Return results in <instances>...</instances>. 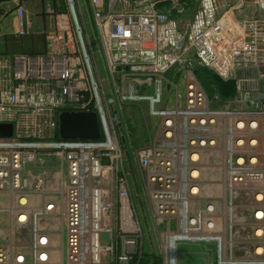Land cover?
<instances>
[{
	"label": "built area",
	"instance_id": "2783aa9c",
	"mask_svg": "<svg viewBox=\"0 0 264 264\" xmlns=\"http://www.w3.org/2000/svg\"><path fill=\"white\" fill-rule=\"evenodd\" d=\"M87 1L95 23L89 53L23 54L0 64V124L13 127L0 134V213L28 229L25 242L0 230V264H48V216L60 205L66 264H178L185 242L213 243L208 264H264V98L242 92V108L214 110L191 80L184 105L179 93L174 105H159L174 87L164 75L171 64L156 60L169 52L174 64L191 51L224 77L259 67L264 84V0ZM141 99L158 135L134 146L124 110ZM63 110L95 111L102 138H61ZM220 140L222 192L202 194L203 150ZM48 163L58 166L51 175ZM53 194L61 201L45 197ZM239 208L251 211L249 239L235 235ZM144 217L161 233V260L144 253Z\"/></svg>",
	"mask_w": 264,
	"mask_h": 264
},
{
	"label": "rangeland",
	"instance_id": "374dc122",
	"mask_svg": "<svg viewBox=\"0 0 264 264\" xmlns=\"http://www.w3.org/2000/svg\"><path fill=\"white\" fill-rule=\"evenodd\" d=\"M71 1V0H70ZM75 1V9L73 8V14L71 15V28H72V39L73 44L77 49L83 50L85 49L89 53V37L88 33L91 36L92 39V31L95 30V23L93 20V17L90 16V19L83 20L81 14H80V0L79 2L77 0ZM84 5V10L86 12V1L82 0ZM72 3V2H71ZM78 15V20L74 17V14ZM92 13V12H91ZM75 14V15H76ZM180 21H178L179 23ZM181 23V22H180ZM94 26V28H92ZM89 31V32H88ZM88 32V33H87ZM188 35L186 36L185 40H188ZM165 59L166 64H171L168 67H166V70L164 72V75L167 79L171 81L173 84V90L169 91L167 94L164 95V100L159 105H174L177 103V94H180L179 97V104L184 105L185 104V94L188 88V83L193 80L196 82V84L200 87V90L203 92H206L210 96V104L209 107L214 110H223V109H238L242 108L247 102L244 98H240L242 92H247V96L252 95H258L261 98H264V84L263 80L260 76V69L256 66H248L245 68H237L235 72L230 74L227 77H224L221 75L217 70L208 68L206 66H203L199 64L197 61L195 54L191 51H185L184 53H181L179 55H176L178 59L174 64L170 63V60L174 58V56L171 53H164L161 55L156 54V60ZM143 62V61H141ZM148 62V61H146ZM100 66L103 67V64L101 60L99 61ZM221 79L226 82L233 83V87H227V89L221 90L217 87V83L215 81H212V78ZM243 80H245L243 84ZM241 85V86H240ZM141 92H151L150 89L144 88L141 89ZM219 96V97H217ZM150 113V105L149 101L146 99H141L137 103H131L127 104L125 110H124V117L127 120V126L130 129V132L128 135L131 137L132 142L134 143V146H144L148 143V136H154V138H157L158 131L156 128V125L158 123V119L155 116L149 115ZM222 141L220 140L218 146L216 148H205L203 150L204 157L202 159V164H204L207 167L204 171H209L213 174L210 180L206 183L202 184L204 185V190L207 191V188L214 187L217 190H220V193L222 191L220 184L224 182L225 180V172L223 168V162L221 159L222 155V148H221ZM58 166H54L52 163H48L47 165V173L48 175L53 174V168ZM206 179V178H205ZM52 186L56 188L58 186L57 180H51ZM213 192V191H212ZM216 191H214L215 193ZM218 193V194H220ZM243 201L251 202L253 200V196L250 194V192H245L243 195ZM46 198H55L59 202L61 201V197L59 194H53V195H46ZM43 198V197H41ZM34 201H39V198ZM137 204L139 207L143 205L140 197L137 199ZM7 204V202L4 201V198L1 199L0 205ZM60 208L56 211L54 215L48 216V223L49 227L52 230L51 236H52V243L54 239H59V248L61 250L60 252V258L54 259V255L50 258V261L48 264H66V244H65V228L64 222H63V209ZM142 209V206H141ZM247 209L245 208H239L237 211L236 216L233 217L234 220H240L243 224L244 222H248L249 219H246L247 216ZM143 210V209H142ZM8 212L0 213V230L5 231V234H9L12 236V239L15 242H25L27 239V232L28 229L26 228H17L11 223L9 224L7 221L11 220V217H9ZM142 215H145L142 212ZM225 221V219H224ZM58 224V225H57ZM242 224V226H243ZM250 227V224H249ZM242 228V227H241ZM144 253H148L152 255V259L156 258L158 260H161L162 256V250L163 245L161 244V233L159 231H156L152 224H150V221L147 217H144ZM235 230H241V229H235ZM251 230V229H250ZM251 232V231H250ZM244 235L243 233H238L237 235ZM2 237V235L0 236ZM245 239H249V236H242ZM249 243V242H248ZM245 246H250V243ZM215 246L213 243L208 244H197V243H181L178 247V264H208V255L205 250L212 249ZM252 249V248H251ZM63 251V252H62ZM157 255L156 256H154ZM206 258L205 260H202L203 257ZM202 257V258H201ZM145 262V261H144ZM146 264V263H145Z\"/></svg>",
	"mask_w": 264,
	"mask_h": 264
},
{
	"label": "crops",
	"instance_id": "0c3cea01",
	"mask_svg": "<svg viewBox=\"0 0 264 264\" xmlns=\"http://www.w3.org/2000/svg\"><path fill=\"white\" fill-rule=\"evenodd\" d=\"M85 1L86 12L80 0V14L89 19L92 10ZM71 2L0 0V64H9L16 55L75 50L69 33L73 14ZM58 25L65 30L64 37L56 35Z\"/></svg>",
	"mask_w": 264,
	"mask_h": 264
},
{
	"label": "water",
	"instance_id": "95a60500",
	"mask_svg": "<svg viewBox=\"0 0 264 264\" xmlns=\"http://www.w3.org/2000/svg\"><path fill=\"white\" fill-rule=\"evenodd\" d=\"M12 124H0V134L10 136ZM59 134L63 139H89L102 138L100 118L95 111L63 110L59 114Z\"/></svg>",
	"mask_w": 264,
	"mask_h": 264
},
{
	"label": "bare ground",
	"instance_id": "6f19581e",
	"mask_svg": "<svg viewBox=\"0 0 264 264\" xmlns=\"http://www.w3.org/2000/svg\"><path fill=\"white\" fill-rule=\"evenodd\" d=\"M202 167L205 169V167H207L206 165H205V162H204V164H202ZM213 176V174L211 173V172H209V171H204L203 173H202V178L204 179V180H206V181H204L203 183H206L207 184V181L208 180H210L211 179V177ZM206 178V179H205ZM202 183V182H201ZM202 194H210V193H212V191H213V193H214V191H216L215 193H220V190H217L216 188H214V187H209V188H207V191H205L204 190V185L202 184ZM222 192V191H221ZM251 192V191H250ZM251 194V193H250ZM61 209H62V207H61ZM245 210H246V208H245ZM251 217V211H250V209L248 208L247 209V216H246V219H249ZM250 220V219H249ZM246 222V221H245ZM244 222V224H243V226H242V229L241 230H235V235L236 236H238L237 235V232L238 233H243L244 235H242V236H248V235H250L249 233H251L250 231V227H249V224L248 223H245ZM58 225V224H57ZM64 227V226H63ZM59 239H54V241H53V244H52V247H51V253H52V257H53V255H54V259L56 258V259H58V258H60V252H61V250H60V248H59ZM244 250H245V254H251L252 252H251V248L250 247H248V246H245L244 247ZM63 252V251H62ZM203 257V256H202ZM201 257V258H202ZM202 260H205L204 262L206 263V258L205 257H203L202 258Z\"/></svg>",
	"mask_w": 264,
	"mask_h": 264
},
{
	"label": "trees",
	"instance_id": "16d2710c",
	"mask_svg": "<svg viewBox=\"0 0 264 264\" xmlns=\"http://www.w3.org/2000/svg\"><path fill=\"white\" fill-rule=\"evenodd\" d=\"M212 81H215V83H217V87L221 90H224V89H227V87H233V83L231 82H226V81H223L221 79H216V78H212ZM145 262H143L142 264H145Z\"/></svg>",
	"mask_w": 264,
	"mask_h": 264
}]
</instances>
